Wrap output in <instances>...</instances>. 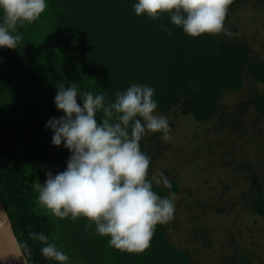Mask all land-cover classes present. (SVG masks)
<instances>
[{
    "label": "trees",
    "instance_id": "16d2710c",
    "mask_svg": "<svg viewBox=\"0 0 264 264\" xmlns=\"http://www.w3.org/2000/svg\"><path fill=\"white\" fill-rule=\"evenodd\" d=\"M247 1L264 6V0H232L224 24L233 34L236 26L231 16ZM135 2L47 0L41 17L20 28L24 44L16 50L0 49V198L26 260L28 264H57L41 254L44 245L30 236L32 232H42L70 257L69 264H196V255L205 250H215L211 264H264V255L251 247L246 249L232 231L220 241V246L214 247L219 237L212 236L202 223V211L196 213L189 204L188 220L202 230L200 236L196 235L198 246L182 247L175 242L174 234H170L177 228L175 221L158 224L145 251L129 253L109 246V237L97 234L94 224L88 227L86 218L60 219L38 203L34 182L43 183L47 171L55 174L65 170L70 155L63 145H52L53 132L45 127L51 117L63 115L54 104L58 87L76 84L80 92L102 93L106 102H112L117 91L140 83L155 89L156 112H179L182 119L196 125L216 121L215 138L221 148L230 149L226 160L231 159L232 167L240 173L232 175L231 167L232 174L220 182L226 185L219 192L215 185L205 183L208 199L195 200L196 207L210 206V199L222 204L223 195L228 192L231 197H225V202L236 204L231 192L236 190L237 179L251 183L255 174L253 189L239 205L264 217V173H254L251 165L257 159L255 149L261 145L256 143V137L246 135L249 126L254 128L264 118V93L250 87L264 85V58L248 49L235 34L190 37L173 25L167 14L155 21L146 15L137 16ZM165 29H170L171 34ZM248 88L249 101L244 98L234 105L226 104L225 96L235 91L247 95ZM77 102L82 104L79 96ZM238 106L241 112L235 116ZM226 132L230 137H224ZM191 133L195 130L188 132L192 137ZM159 134L145 135L140 147L151 157L148 178L153 180V190L161 197L174 193L175 212V195L182 191L185 177L182 173L175 176L166 172L171 188L163 182L156 183L159 179L154 162L166 146ZM242 134L246 135L245 145L236 142ZM195 136L198 150L201 136ZM248 141L252 143L251 153L247 152L252 155L250 159L246 153L239 155L240 149L249 150ZM231 176L235 182H231Z\"/></svg>",
    "mask_w": 264,
    "mask_h": 264
},
{
    "label": "clouds",
    "instance_id": "9594fccd",
    "mask_svg": "<svg viewBox=\"0 0 264 264\" xmlns=\"http://www.w3.org/2000/svg\"><path fill=\"white\" fill-rule=\"evenodd\" d=\"M232 0H136L137 16L153 21L167 14L170 22L190 37L223 34L231 37L225 19ZM47 0H0V49L16 50L24 44L20 28L37 21L47 8ZM171 34L170 29H165ZM155 89L133 83L106 102L105 95L80 92L76 84L60 85L54 97L63 113L51 117L52 145H63L70 153L65 170L45 173L43 183L34 182L38 203L57 218H86L88 227L109 246L122 252L141 253L150 246L156 226L167 224L175 210L174 193L161 197L148 178L151 157L140 142L148 133H161L169 140V122L156 113ZM81 99L82 104L77 102ZM100 113V118L97 114ZM171 188L166 177L156 183ZM44 246L41 254L69 264L70 257L44 233H30Z\"/></svg>",
    "mask_w": 264,
    "mask_h": 264
},
{
    "label": "rangeland",
    "instance_id": "374dc122",
    "mask_svg": "<svg viewBox=\"0 0 264 264\" xmlns=\"http://www.w3.org/2000/svg\"><path fill=\"white\" fill-rule=\"evenodd\" d=\"M231 22L236 26L234 27V34L237 39L242 41L248 49L257 52L260 57L264 58V6L257 5L253 1L244 2L241 8L232 14ZM250 87H256L254 91L259 90L264 93V85L262 84H253ZM248 91L251 90L249 88L245 89L247 95L243 93V91H235L225 96L224 100L228 105H234L235 102H242L244 98H246V101H249L251 92L249 93ZM240 110V106L235 108V116L241 112ZM250 110L251 109H248L247 111ZM156 113L163 115L168 120V134L170 137L169 140L165 142L160 138L161 134L158 135L160 141L166 146L164 151L161 152V155H159L154 162L156 177L157 179H161V174H163V177L168 179L169 175L165 174L166 172L168 174L174 173L175 176H181L182 173V176L185 177V181H181L182 191L175 195L178 208L174 212L173 218L168 222L172 223L178 221L175 232L170 233L171 235L174 234L173 237L175 242L182 247L199 245V240L196 239V235L200 236L202 230L200 228H194L196 226L193 225V222L188 220L186 205L189 204L196 213L197 211H202V223L207 227L208 231H211L210 233L212 236L219 237L217 240L213 238L219 241L218 244H214V247L220 246V241L232 231L233 234H236L237 240L243 243L246 249L251 247L256 253L258 252L260 256H263L264 217H257L250 212L249 208L239 205L253 189V184L257 181L255 174L251 176V183L249 180L248 183H246L237 179L236 190L231 192L232 195L236 196L234 199L236 204H231V206L229 202H225V197H228V199L231 197L230 192H228L223 195L222 200L224 201H222V204H219L215 199H210V202H212L211 205L204 209H199L195 205V200H200V198L208 199L206 195V193L208 194V189L205 183L215 185V188L218 189L217 192H219L223 189V186L226 185V183L220 184V182L225 181L226 177L232 174V169H234V174L232 175L235 176L237 173H240L237 168L232 167L230 162L231 159L226 160L228 156L226 157L225 155L226 152H230L229 147L227 146L225 149L221 148V146H219V139L215 138L214 124L218 123L213 121V123L196 125V122L182 119L179 112L168 114ZM253 113L255 112L253 111ZM249 116H252L251 113ZM244 117L246 116L244 115ZM230 124L235 128L233 123ZM191 127L194 128L191 129ZM248 129L246 135H251L254 138L256 137V143L258 142L261 145L260 148L257 147V149H255L254 157L257 159L252 160V171L256 174L259 172L264 173V118L261 117L254 128L249 126ZM191 130H195L194 134L191 133L192 137L188 135V132H191ZM151 134L154 133L148 132L146 135L150 136ZM196 134L201 136L198 138L201 140L198 150L196 149L198 148L196 147L198 143L195 142L196 139H193V137H196ZM223 135L226 138L230 137L227 132L223 133ZM246 135L243 136L242 134L240 137L237 136V139L235 135H233V138L236 139L239 145H245L244 141ZM248 143L249 150L244 151L240 149L239 155L243 156L246 153L245 157L249 155L250 159L252 155L249 153H251L252 150V143L250 141H248ZM162 147L164 146L162 145ZM248 151L249 153H247ZM234 152H237L236 148H234ZM248 168L249 166L246 167V169ZM257 170H259V172H257ZM234 176H231V182H235ZM212 192L213 191H211V194ZM209 197L212 198L213 196L209 194ZM207 199H205V201ZM214 205H219V208L221 206L220 210ZM214 251L215 250H205L198 253L196 255L198 259L196 264H211L212 256L216 255L213 253Z\"/></svg>",
    "mask_w": 264,
    "mask_h": 264
},
{
    "label": "water",
    "instance_id": "95a60500",
    "mask_svg": "<svg viewBox=\"0 0 264 264\" xmlns=\"http://www.w3.org/2000/svg\"><path fill=\"white\" fill-rule=\"evenodd\" d=\"M0 264H28L0 198Z\"/></svg>",
    "mask_w": 264,
    "mask_h": 264
}]
</instances>
